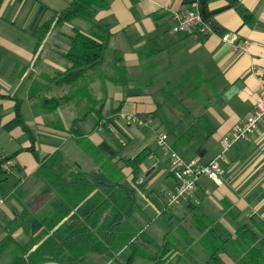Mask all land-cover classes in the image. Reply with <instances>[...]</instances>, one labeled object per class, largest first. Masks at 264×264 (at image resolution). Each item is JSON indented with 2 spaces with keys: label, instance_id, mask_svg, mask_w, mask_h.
Here are the masks:
<instances>
[{
  "label": "crops",
  "instance_id": "0c3cea01",
  "mask_svg": "<svg viewBox=\"0 0 264 264\" xmlns=\"http://www.w3.org/2000/svg\"><path fill=\"white\" fill-rule=\"evenodd\" d=\"M70 1L0 0V159L13 155L16 163L12 171L0 169V243L9 234L16 242L25 243L42 232L41 218L57 193L39 196L46 182L37 170L55 151L64 153L71 168L77 164L94 171L99 165L91 146L107 155L120 150L118 156L126 158L147 149L149 155L141 164L138 179V200L154 202L151 195L156 180L164 177V196L175 184L168 154L158 146V135L167 133L172 143L173 129L183 131L191 126L196 136L180 144L177 151L186 159L202 162L223 152L224 174L219 181L201 176L187 199L172 206H167L166 200L157 205L166 218L184 220L182 224L193 238L185 252L188 263L207 256L199 244L201 232L194 212L206 214L222 236L236 237L241 225L254 226V221L264 225V121L227 149L223 144L233 126L252 114L257 99L264 95V0H238L245 12L229 0H111L96 18L109 25L111 38L106 49H114L113 60L123 51L120 55L127 82L121 87L113 76L92 81L90 91L99 113L94 110L85 116L80 112L83 96L80 98L79 86L62 85L57 78L71 65L65 53L74 27L86 30L89 24L76 19L53 25L42 40L36 37L38 27L50 18H46L48 14ZM191 9L210 19L215 32H174L170 13ZM224 33L235 34L237 44L224 42ZM237 80H241V88L227 97L226 91ZM35 86L42 90L32 97ZM42 97L63 102L48 112L40 106ZM18 100L34 141L18 120ZM121 112L135 113L147 124L155 121L157 132L151 134L146 123L125 121L118 116ZM99 114L107 120L101 127ZM124 173L127 180L132 178L130 167L126 166ZM24 213L26 219L32 215L27 231L26 219L19 221ZM262 230L259 233L264 235ZM15 245L0 252V264L10 261ZM239 256L234 246L223 253L226 264H236Z\"/></svg>",
  "mask_w": 264,
  "mask_h": 264
},
{
  "label": "trees",
  "instance_id": "16d2710c",
  "mask_svg": "<svg viewBox=\"0 0 264 264\" xmlns=\"http://www.w3.org/2000/svg\"><path fill=\"white\" fill-rule=\"evenodd\" d=\"M229 1L241 12H245L238 0ZM110 2L111 0H71L64 8L53 10L50 18L36 30V37L42 40L53 25L72 23L76 19L89 24L86 30L74 27L70 49L65 53L71 65L58 75V83L73 86L99 75L98 69L105 60V49L109 45L111 33L109 25L97 20L96 16L100 10L108 8ZM205 4L203 11L207 15ZM115 63L116 74L112 80L118 85L126 84V67L120 53H117ZM41 90L42 88L35 86L31 96L37 97ZM78 92L84 97L89 95L85 86L78 87ZM40 101L41 108L48 112L55 111L63 102L57 97H42ZM94 110L99 113L94 105L85 114ZM16 112L22 128L34 141L30 128L21 116L20 100L16 103ZM97 119L99 124L105 117L99 114ZM195 132L193 126L183 131L173 129L174 140L170 142L172 147L177 150L180 144L194 139ZM119 145L123 148L122 143ZM84 146L86 149L89 147L86 143ZM91 148L92 151H89L99 165L94 171H85L77 164L71 168L61 151H55L41 163L37 175L45 180L46 185L39 196L57 193V199L42 216L43 230L39 235L31 237L25 243L16 242L12 234L1 241L0 252L16 244L7 264H40L47 261L102 264L116 259L127 246L131 253L123 264H133L136 256L150 260V264H226L223 253L228 246H234L240 255L236 264H264V235L259 233L263 231L264 225L256 221L253 222L254 226L241 225L236 237L222 236L213 228L212 221L206 214L194 212L193 218L201 232L199 244L207 254L202 261L193 259L188 263L185 252L193 238L183 227L184 220L181 218L173 220L178 222L179 230L170 229L165 234L163 243H158L135 216L140 208L138 191L141 184L138 179L141 164L149 151L143 149L135 156L126 158L118 156L120 150L107 155L94 146ZM32 150L34 151L33 148ZM11 158L13 159V155H5L0 159L1 170L2 162ZM126 166L132 169L130 180H127L124 173ZM26 213L20 217V222L22 217L27 218ZM31 216L26 219V231ZM167 220L172 224L170 216ZM19 225L22 226L20 223ZM175 256L176 261H173Z\"/></svg>",
  "mask_w": 264,
  "mask_h": 264
},
{
  "label": "built area",
  "instance_id": "2783aa9c",
  "mask_svg": "<svg viewBox=\"0 0 264 264\" xmlns=\"http://www.w3.org/2000/svg\"><path fill=\"white\" fill-rule=\"evenodd\" d=\"M173 20L172 30L174 32L197 31L205 34L215 32L213 25L200 10L191 9L187 12L173 11L170 13ZM224 42L237 44V36L235 34L224 33L221 35ZM118 116L125 121L144 124L145 120L135 113H118ZM105 119L101 120L99 126L105 123ZM264 121V95L260 96L255 104V109L243 122L236 123L233 126L232 132L223 141L224 149H227L232 143L243 139L249 133L258 129L261 122ZM158 146L168 154L170 171L175 179V184L172 188L165 191L167 206H172L190 197L196 188L197 182L201 176L219 181L224 168L221 161L224 159V154L219 153L216 157L208 162H202L197 158L186 159L176 149L172 147L168 141V134L163 132L158 135ZM4 157V156H3ZM16 163L14 159H5L1 168L5 171H12Z\"/></svg>",
  "mask_w": 264,
  "mask_h": 264
},
{
  "label": "rangeland",
  "instance_id": "374dc122",
  "mask_svg": "<svg viewBox=\"0 0 264 264\" xmlns=\"http://www.w3.org/2000/svg\"><path fill=\"white\" fill-rule=\"evenodd\" d=\"M61 7L58 8H63L64 6H66V4H61ZM49 16H51V12L48 14V16L46 18H48ZM73 34H74V30H73ZM114 49H105V60L103 62V64L99 67L98 71H99V75H97L94 79L92 80H86V81H80L79 83L71 86V87H75V86H85L87 88V91L91 97H89V95H87L86 100H84V96L81 93L80 98H82L83 96V102L81 104L80 107V112L81 114H85V112L88 110V108L95 103L96 101H94V97H92V93L90 91V84L92 81H94L95 79H101L102 81H104L105 77H110V76H114L116 74V68H115V61L113 60V53ZM123 52V51H121ZM120 52V53H121ZM121 87L124 86L125 84H119ZM213 98V97H212ZM99 104V103H98ZM163 111H167V108L162 109ZM146 125L145 127H150V133L154 134L155 132H157L156 127H158L159 125L156 124V122H150L147 124V121H145ZM160 134V133H159ZM11 178V176H9ZM164 177L159 178L158 180L155 181V183L153 184L154 187V193H152V200L154 202H144L142 199L143 198H139L140 200H138V203L140 204V208L136 211L135 216L137 217L139 223L141 226L144 227V229L150 234L152 235L155 240L162 244L163 240H164V235L167 231H169L170 229L179 230V225L178 222L175 220H171L172 224L169 223V221L167 220L165 214H160L159 213V208L157 205H162L163 202H165L166 198L164 196ZM183 227L187 228V226L185 224H182ZM172 226V227H171ZM188 229V228H187ZM131 253V249L127 248L126 252L117 257L116 260L113 261L112 264H123L127 261L129 255ZM173 261H176V256L173 258ZM150 260L142 258L140 256H136L134 263L133 264H150Z\"/></svg>",
  "mask_w": 264,
  "mask_h": 264
},
{
  "label": "water",
  "instance_id": "95a60500",
  "mask_svg": "<svg viewBox=\"0 0 264 264\" xmlns=\"http://www.w3.org/2000/svg\"><path fill=\"white\" fill-rule=\"evenodd\" d=\"M241 80H237L233 85H231L228 90L226 91L225 95L229 97L230 95L237 93L238 90L241 88Z\"/></svg>",
  "mask_w": 264,
  "mask_h": 264
}]
</instances>
